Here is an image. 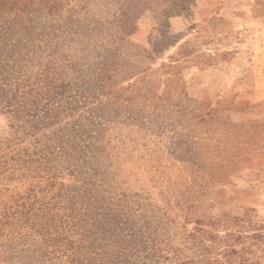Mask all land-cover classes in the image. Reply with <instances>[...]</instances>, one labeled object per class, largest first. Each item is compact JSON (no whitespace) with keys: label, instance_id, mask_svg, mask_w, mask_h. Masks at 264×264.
<instances>
[{"label":"trees","instance_id":"obj_1","mask_svg":"<svg viewBox=\"0 0 264 264\" xmlns=\"http://www.w3.org/2000/svg\"><path fill=\"white\" fill-rule=\"evenodd\" d=\"M34 1L0 0V113L9 127V136L0 140V175L13 163L43 185L16 199L6 215L23 231L11 230L12 238L35 254L30 263L260 264L264 220L252 212L199 214L193 193L205 185L197 176L207 167L189 164L190 179L175 198L184 212L175 244L167 210L146 194L122 189L115 179L121 160L111 127L133 120L144 125L146 112L152 116L165 106L172 79L162 81L159 94L151 91L147 74L113 90L114 55L76 60L52 48L45 24L27 17ZM45 3L51 12L62 5ZM186 44L182 55L189 53ZM186 108L179 106L180 116ZM188 157L196 158L193 151ZM216 170L207 173L220 175Z\"/></svg>","mask_w":264,"mask_h":264},{"label":"rangeland","instance_id":"obj_2","mask_svg":"<svg viewBox=\"0 0 264 264\" xmlns=\"http://www.w3.org/2000/svg\"><path fill=\"white\" fill-rule=\"evenodd\" d=\"M60 1L51 12L47 0H35L27 16L45 24L52 48L76 60L87 54L86 61L113 54V90L147 74L159 94L162 81L172 79L163 101L168 109L146 112L144 125L133 120L111 127L122 189L146 194L167 210L174 244L184 219L175 198L190 179V163L207 167L197 176L205 185L193 193L200 215L252 212L264 220V0ZM185 43L189 53L182 55ZM179 106L187 107L183 116ZM8 136L0 113V140ZM190 151L196 158L189 159ZM215 166L220 175L208 174ZM20 167L12 163L0 175V264L34 263L35 254L10 234L23 233L18 222L6 216L16 199L43 186Z\"/></svg>","mask_w":264,"mask_h":264}]
</instances>
